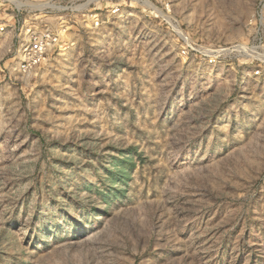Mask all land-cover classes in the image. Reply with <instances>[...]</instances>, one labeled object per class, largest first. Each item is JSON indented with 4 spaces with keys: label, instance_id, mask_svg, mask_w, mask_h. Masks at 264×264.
<instances>
[{
    "label": "rangeland",
    "instance_id": "1",
    "mask_svg": "<svg viewBox=\"0 0 264 264\" xmlns=\"http://www.w3.org/2000/svg\"><path fill=\"white\" fill-rule=\"evenodd\" d=\"M38 6L64 47L22 73ZM0 22V264H264V0H0Z\"/></svg>",
    "mask_w": 264,
    "mask_h": 264
},
{
    "label": "built area",
    "instance_id": "2",
    "mask_svg": "<svg viewBox=\"0 0 264 264\" xmlns=\"http://www.w3.org/2000/svg\"><path fill=\"white\" fill-rule=\"evenodd\" d=\"M11 4L14 6L10 8V12L13 13L11 18H14L21 13L22 9L15 3ZM54 10L57 12L65 11L66 13L69 11L72 14H81L82 17H86L87 9L86 3H83L82 5L80 4L68 9L57 6ZM47 13H49L48 10L38 6L29 17V22L18 29L15 58L18 60V70L22 73L32 71L44 62L52 52L64 47V45L61 44L65 41L64 33L66 32V28L62 23L59 27L52 25L48 20ZM58 19L62 20L63 16H59ZM92 23L94 28H97L101 25V20L94 16ZM6 28V23H3V25H0V32L3 33Z\"/></svg>",
    "mask_w": 264,
    "mask_h": 264
},
{
    "label": "trees",
    "instance_id": "3",
    "mask_svg": "<svg viewBox=\"0 0 264 264\" xmlns=\"http://www.w3.org/2000/svg\"><path fill=\"white\" fill-rule=\"evenodd\" d=\"M124 171H125V167L123 166V168L121 169V171H120V174H119V176H118V177H122V175H123Z\"/></svg>",
    "mask_w": 264,
    "mask_h": 264
}]
</instances>
